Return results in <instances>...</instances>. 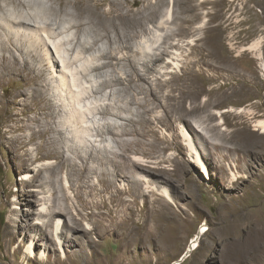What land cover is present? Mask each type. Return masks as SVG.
Segmentation results:
<instances>
[{
  "label": "rangeland",
  "instance_id": "rangeland-1",
  "mask_svg": "<svg viewBox=\"0 0 264 264\" xmlns=\"http://www.w3.org/2000/svg\"><path fill=\"white\" fill-rule=\"evenodd\" d=\"M24 1V6H18L0 0V42L8 47L0 48V264H264V137L261 130H254L255 121L264 119V67L256 60L259 51H246L253 40L261 39L264 58V0H174L175 16H189L191 20H181L178 28L185 36L183 47L168 51L184 56L175 65L169 54L171 57L165 56L151 66L156 71L150 73L135 51L144 47V41L164 35L165 31L152 22V14L165 0H88L90 7L84 16L76 7V0ZM166 12L164 6L162 14L165 16ZM119 13L130 22L127 29L117 16ZM8 17L15 18V22L23 19L27 24H10L5 20ZM142 17L146 18L144 27L139 24ZM203 18L205 27L199 29ZM79 21L84 22L83 28L72 27ZM100 22L108 26L112 23L108 36L100 30ZM173 28L176 29L174 25ZM192 28L197 45L188 47ZM15 34L18 48L8 41ZM124 36L129 38L130 48L125 47ZM8 50L15 55L9 69L2 68L10 58ZM110 51L120 58L128 52L136 62L135 68L148 79L125 90L123 85L112 83L133 72L126 60L100 72L89 71L86 77L80 74L84 67L105 64ZM154 52L149 51L151 56ZM102 54L104 59H100ZM199 58L203 64L194 66V75L198 86L206 91L200 101H213L220 90H207L223 86L234 69L238 73L236 80L231 81L234 84L221 90L230 97L211 110L221 113L233 106L234 110L243 109L251 115L227 112L217 117V135L202 131L194 115L188 117L189 125L178 120L162 125L154 122V132L145 137L112 134L120 133L124 126L141 128L140 115L144 110L137 105L142 101L141 92L175 74L177 82H186L183 73H189L190 63ZM206 63L214 67L205 69L200 77L196 70ZM61 71L73 76L78 85L74 87L86 94L84 102L100 107V112L81 117V124L88 128L107 126L105 133L86 135L89 144L100 148L93 155L119 162L123 158L153 162L145 167L151 173L145 177L151 188L143 184L139 194L125 191L119 202L112 195L115 189L110 191L99 184L98 174L106 168L104 165L93 158L87 167H81L79 155H75L69 145L71 140L69 144L67 140L71 137L65 124L69 112L64 111L56 96ZM209 75L215 77L207 80ZM105 81L112 84L99 85ZM45 107L49 108L43 111ZM106 107L109 111L102 112ZM146 108L153 109L144 114L145 118L165 119L162 107ZM167 112L176 119L177 114ZM45 121L53 133L45 130L44 136L29 141L38 125L43 129ZM182 130L208 167V178L190 164L193 153L185 145ZM47 133L60 146L57 155L48 149ZM122 137L127 141L138 139L144 146L123 148ZM230 168L239 176L235 182H231ZM116 183V189L127 185ZM154 187L159 194L148 192ZM162 191L168 192L171 202L166 201ZM97 202L100 204L96 207ZM148 225L156 228L157 239L153 241L145 238L149 236ZM56 226L58 232L54 233ZM196 237V249L182 259ZM31 243L34 258L26 251ZM41 252L47 255L44 261L39 259Z\"/></svg>",
  "mask_w": 264,
  "mask_h": 264
},
{
  "label": "bare ground",
  "instance_id": "bare-ground-1",
  "mask_svg": "<svg viewBox=\"0 0 264 264\" xmlns=\"http://www.w3.org/2000/svg\"><path fill=\"white\" fill-rule=\"evenodd\" d=\"M230 1H234V0H230ZM4 3H6L7 5L8 4H14V5H18V6H24L25 5V1L24 0H4ZM89 4L90 3H89L88 0H76V2H75L76 7L80 10V12H81L82 15L84 14L85 10H88L89 9V7H90ZM94 5L97 6V2H95ZM164 6L167 8V12H166V15L165 16L162 14L163 7ZM0 8H2L1 7V3H0ZM188 8L189 7H187V9ZM61 11L64 12L65 14L68 13L66 11V9H63ZM171 13H173V16L172 17L170 16ZM117 16L122 20L123 28L124 29H127L126 26H129L130 22L128 20L125 21L126 16L124 14H121V13L117 14ZM139 19H140L139 20L140 26L144 27V22H145V19L146 18L145 17L144 18L142 17V19L141 18H139ZM204 19L205 18H203V21L199 22V24H198V28L199 29L205 27V20ZM5 20L8 23H10V24H14V23H19V24H22V25L27 24V22L25 20H23V19L17 20L18 22H15L16 21L15 18H12V17L9 18L8 17V18H5ZM152 20H153L152 22H154L158 27L161 28L160 30L165 31L164 35L159 34L156 37L157 39L155 38L156 40H154V41H148V40L144 41V47H139L140 50L135 51L136 54H139L143 58L142 59L144 61L143 66L146 68L147 71H149V73L152 70L154 72L156 71V70H154V67H151V66H155L156 63L163 61V59H164L165 56L166 57H171L172 56L171 57V60H172L171 62H173V64H175V65H177L176 62L179 61V59H182L183 58L184 55H177L176 53H172L171 51H168V49H170V48H179L180 49V48L183 47V45L181 43L184 42V40L182 38L185 37V36L184 35H181L178 32V28H179V26L181 24V20H182V22L183 21H190L191 18L189 16H187V18L186 17H183V19H181V16L180 17H176L175 16V1L174 0H165V4L162 5V7L158 10V12H157V10H154V12L152 14ZM103 21L104 20H102V22ZM124 21H125V24L126 25H124ZM91 23H93V22H91ZM173 25L176 27V29L173 28ZM83 26H84V22L79 21V23H77L76 25H74L72 27L81 29V28H83ZM112 27H113L112 23L109 24V26H108V25H106L104 23L101 24V22H100V30L101 31H104L105 33H107V36H108V33H109L110 29L113 30ZM187 28H189V27H187ZM190 32H191L192 36H191V38L188 39V42L186 43V46H188V47H192V46L195 47L197 45L196 42H195L196 41V38H195L196 37L195 30L192 28V30H190ZM116 33H117V30H116ZM15 36H16V34L15 35H12L9 38L10 40H8V41L10 43H12V45L14 47L18 48V46H17L18 44L16 45V42L17 41L15 39ZM178 37H181V38L176 39ZM175 39H176V42L175 43L174 42L172 43V41H175ZM119 40L121 42V38H119ZM123 41H126L125 42L126 43V46L125 47L130 48L129 38L126 37V36H124L123 37ZM95 44H96V42H94V45ZM155 45L156 46L159 45V47L158 48H155ZM5 46L6 45L4 43L0 42V48H3V47L6 48L7 46L6 47ZM261 46H262V40L261 39H256V40H253L249 44V46L246 49V51H249L251 53L258 52V51L260 52V54L258 56H257L256 53H255V55L257 56V59L256 60H259V65L262 68V67H264V58L262 56ZM123 49L125 50L124 47H123ZM151 49L152 50H155V52L152 54V56L149 53V51ZM20 51H22V50H20ZM8 52L10 54V58L5 60L7 64L4 65L2 68L9 69L10 67H12V64H14L15 55L11 54V52L9 50H8ZM169 54L171 56H168ZM109 55H108L109 58L106 57V59H108V61L105 64H103V63L100 64V65H94V64H92V66H89V67H86V68L83 66L84 68L82 69V71H81L80 74H82L83 76L85 75V77H86V74L88 76V74H89L88 72L89 71L90 72L91 71L98 72L99 70H101V69L103 70L105 67L107 68V67H110L111 65L113 67H116L117 65L121 64L123 62V60L124 61L126 60L129 63V65L132 67L133 72L131 74H126L124 76H119L118 78L116 77L117 80H115V79H114L115 81L112 80L113 81L112 83H116V84L123 85L124 86V90H125V88L130 89L133 84H136L137 82H140L141 80L143 82V79H148V77L145 76V74L139 73V71L137 70V66L135 68L136 62L131 58V55L128 52H124L122 58L118 57L117 56V53H115L113 51ZM101 57L103 59L105 58V57H103V54L100 55V59H101ZM141 57H140V60H141ZM97 59L100 60L99 57H97ZM25 62L27 64V61H25ZM56 63H57V60H56ZM199 63L200 64H203V61H201V58H199L198 60L192 61L190 63V71H189V73H183L184 76L187 78L186 82H177L176 79L178 78V76H176V74H175L172 77H170L168 80L161 81L159 85L156 84L155 86H153V85L152 86H148V88L145 91H142L141 92V94L143 95L142 98H141L142 101L137 103V105L144 110V112H142L143 114L140 115L143 118L139 122V124L142 127L139 128V129H137V128L127 129L124 126L123 127L124 129H122L120 133H112V134H114L116 136H125L126 134H128V135L135 134V135H138V136L145 137L147 134L150 135L151 134V131L154 132L153 131V127H152V124L154 122L156 124L162 125V122H173V121L175 122L176 120H178L179 122H184L185 124H188L189 125V118L188 117L191 116V115H194V116L197 117V119H199L200 125H198V126L199 127H202V129H201L202 131H204L206 134L211 133L213 135H217V134H220V132L218 131L219 130V125L217 123H215V119L217 117L220 118V117H222V115L224 113H227V112H231V113L232 112H237V114H240V115L242 113H245V114L248 113L249 115H251V113H249V112H243V109L236 111V110H234V107L233 106L228 107V109H225L221 113L218 112V111H216L214 113L211 110V108L213 107V105L225 103V100H227L230 97V95L228 93H226L225 91L222 92L221 90L224 87H227L230 84L231 85L234 84L231 81L232 80H236V77L238 75V73L234 69H232L230 71V75L231 76L230 75L229 76H226V81L223 83V86L220 85V86H216V87H211L210 89L207 90L208 93L214 92V91L216 93L217 90H220L219 95L216 94V96L213 99V101H211L208 98L207 99H204L203 101H200L201 94H203V93L206 94V91L198 86V82L196 81V78H195V75H194V71H195L194 66L196 64H199ZM98 64H99V62H98ZM62 65H63V61H62ZM204 65H205V67H201L199 70H196V72L200 75V77H201L202 74H204L203 71L205 69H206V71H209L211 68L214 67V66L212 67V64H209V63H206ZM63 67H64V65H63ZM262 69H263V73L261 74V76L264 79V68H262ZM27 70L29 71V69H27ZM67 71H69V70H67ZM158 73H160V72H158ZM12 74L15 77L16 76H20V74H18V73H12ZM223 76H224V74H223ZM69 77H68V74H66L65 72L59 73V79H58L59 83H58L57 89H55V90L58 93V94H56V96L59 99L58 101H60L61 105L63 106L64 111L66 113L69 112L67 114V116H66L65 124L69 128V130H70L71 137H69L67 140H68V144L70 142L69 140H71V142H70L69 145L71 146L72 150H74L73 152L75 153V155L76 154L79 155V156H77V155L76 156L79 157V159H81V162H82L81 167H83V168L84 167H87L88 166V164H87L88 161L90 159L92 160L93 158H96V160H98V162L100 163V165H104L106 168L103 169V170H101V171H99L100 174H98V176L101 179V181H99V184H101L102 186H106V189L107 190H110V191H112V190L115 189L116 191L114 190L115 192L112 195H113L114 199L116 201H119V202H121V200H122L120 194H124L125 191L132 190V191H134V194H139L138 192L141 190V187H143V184L146 185L147 188H151L150 182L149 181L147 182L145 180V177L147 175H151L150 170L149 169H146V168H148V166L150 167L149 164H151L153 162L144 161V160L139 161V159H135V161H133V160H130V159H125V158H123L124 161L122 159V162H119V161H116L114 158L107 157L106 155H105L106 157H98V156H94L93 155V154H95L94 152L95 151L98 152L100 148H98V149L96 148L95 149V146H92L91 143L89 144V141L87 140L86 135L88 134V132H90V133L93 132L95 134L97 133L98 135L100 133L102 134L104 132L105 125H103V126H100V125H92V127L88 128L87 126H83L81 124V117H86L87 114L90 115L91 113H95L96 111L97 112H100L101 110L98 109L100 107L92 106L90 104L88 105L86 101L84 102V100L86 99V97H85L86 94L84 92H81L79 90V88L76 89L78 85L75 84V80L73 79V76L72 77L69 76ZM213 77H215V76L209 75L206 79L207 80H210V79L212 80ZM111 79H112V77H111ZM77 81L78 80L76 78V82ZM109 81H110V79H109ZM109 83L110 82L105 81L104 83L101 82V84H99V85L100 86H107ZM112 83H110V84H112ZM74 89H75V91H74ZM84 89H85V87H84ZM187 100H189V103H187ZM122 102H124V100ZM152 105L160 106V107L163 108V111L165 112V119H163L162 117H158V118L156 117L153 120H151V119H147V118L144 117V114H150V113H152V109L153 108H150V106H152ZM146 106L149 107L150 109L146 108ZM48 108L49 107H45L43 111L48 110ZM56 108H58V107H56ZM167 110H169L170 112H173L174 114H177L176 119H173L174 118V115H169V113L167 112ZM106 111H109V109L107 107L102 110V112H106ZM46 114L47 115L50 114L49 111H47ZM56 114H58V113L56 112ZM84 114L86 116H84ZM59 115H60V113H59ZM53 121H54V119H53ZM82 121H84V120H82ZM62 122H64V121L62 120ZM48 123H49L48 121H45L43 123V129L42 130L39 127L40 125H38V130L36 131V133L35 132L32 133L31 137L29 138V141H32L33 138L36 137V136L43 135L45 133V130L47 132L50 131V133H51L52 132V128L48 125ZM59 125H60V123H59ZM120 127H122V126H120ZM254 127H255L254 130L256 132L261 130L260 134L264 137V119L255 121ZM195 131L197 133V130H195ZM107 132H111V131L108 130ZM186 133H184V131L182 130V134L186 138V143L187 144H185V145L188 146L189 151H192V153H193V156H191L192 159L190 161V164L194 165V167H196V169H198V171L200 170V173L204 174L205 177L208 178L209 177V169L205 165V163L203 162V160L201 159V156L199 155V153L194 149V147H193V145L191 143V140L189 139V137L187 136ZM47 135H48V138H49L48 149L53 154L57 155L56 153L59 152V151H61V149L59 148L60 146L58 147L57 141L54 140L53 137H51L49 135V133H47ZM153 135H155V133ZM59 136L60 135H58V137ZM120 141H121V144H122V147L123 148H128V147H131V146H135V147L136 146H144V143L142 141L138 140V139L133 140V141H127V139H123V137H122V139H120ZM81 153H86L87 156L86 157H83ZM115 155H117V154H115ZM37 158L38 157H36L35 159L37 160ZM162 159H163V157H162ZM160 160H159V162H160ZM51 167L54 169V166H51ZM229 170L233 172V170L231 168ZM92 171H94V173L97 174L96 170H93L92 169ZM232 172H231V182H235V181L238 180L239 176L238 175L236 176V174L234 172L233 173ZM117 176H119L121 178V180H119L117 178L115 179V177H117ZM116 181H118V182L119 181L127 182V185L126 184H121V186L120 187L117 186L118 188L116 189L115 188V184L117 185ZM129 184H131V185H129ZM89 187H91V186H89ZM93 188H94V185H93ZM86 189H87V187H86ZM99 190H100V188H99ZM158 190L159 189L157 187H154L153 189H151L148 192H151V191L152 192L153 191L154 192H157ZM91 192H89V194ZM162 193H163L162 196L165 197L166 201L168 203L171 202V199H170L171 197H170V195H168V192L162 191ZM78 194H80L79 191H78ZM95 194H96V192H95ZM98 194H100V193H98ZM99 204L100 203L97 202L94 205L97 207ZM64 206H66V205H64ZM55 220H57V219H55ZM57 228H58L57 226H56V229L54 228L55 229L53 231L54 233H57L58 232V229ZM146 231L149 234L148 237H145L147 240L150 239L151 241H153L154 239H157V236L154 233L156 231V228H154L153 226L150 227L148 225V227L146 228ZM141 241L142 240H140V242ZM196 242H198L197 241V237L196 238H193V240H192L191 244L189 245L186 253L181 257L182 259L188 257V253H190L194 249H196V245H197ZM31 245H32V243L28 246V248L26 249V251H27L28 255L31 258H34L33 252L31 250ZM39 259L42 260V261H44V260L47 259V255H45L43 252H41L40 255H39ZM180 262L181 261H179L178 263H180Z\"/></svg>",
  "mask_w": 264,
  "mask_h": 264
}]
</instances>
